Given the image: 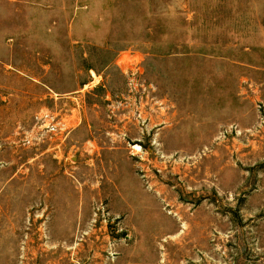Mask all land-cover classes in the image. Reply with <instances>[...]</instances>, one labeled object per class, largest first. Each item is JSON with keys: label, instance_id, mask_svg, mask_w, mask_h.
<instances>
[{"label": "rangeland", "instance_id": "1", "mask_svg": "<svg viewBox=\"0 0 264 264\" xmlns=\"http://www.w3.org/2000/svg\"><path fill=\"white\" fill-rule=\"evenodd\" d=\"M0 264H264V0H0Z\"/></svg>", "mask_w": 264, "mask_h": 264}, {"label": "built area", "instance_id": "2", "mask_svg": "<svg viewBox=\"0 0 264 264\" xmlns=\"http://www.w3.org/2000/svg\"><path fill=\"white\" fill-rule=\"evenodd\" d=\"M38 122H40V126H45V124H48L47 127H49V131L53 132L54 134H57V131L60 130L62 132V128L59 126V124H53L52 120L53 117L49 116L48 113L41 114L37 118Z\"/></svg>", "mask_w": 264, "mask_h": 264}, {"label": "bare ground", "instance_id": "3", "mask_svg": "<svg viewBox=\"0 0 264 264\" xmlns=\"http://www.w3.org/2000/svg\"><path fill=\"white\" fill-rule=\"evenodd\" d=\"M134 149H135V150H137V151H139V150H140V149H139L137 146H135V147H134Z\"/></svg>", "mask_w": 264, "mask_h": 264}]
</instances>
